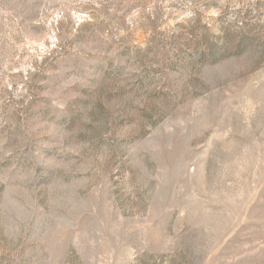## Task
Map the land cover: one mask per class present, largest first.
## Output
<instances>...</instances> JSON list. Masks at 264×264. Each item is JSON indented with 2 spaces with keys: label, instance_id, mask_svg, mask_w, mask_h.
I'll return each instance as SVG.
<instances>
[{
  "label": "rangeland",
  "instance_id": "rangeland-1",
  "mask_svg": "<svg viewBox=\"0 0 264 264\" xmlns=\"http://www.w3.org/2000/svg\"><path fill=\"white\" fill-rule=\"evenodd\" d=\"M0 264H264V0H0Z\"/></svg>",
  "mask_w": 264,
  "mask_h": 264
}]
</instances>
